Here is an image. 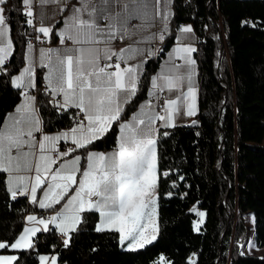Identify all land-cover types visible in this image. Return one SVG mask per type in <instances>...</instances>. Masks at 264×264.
Masks as SVG:
<instances>
[{"label":"trees","instance_id":"trees-1","mask_svg":"<svg viewBox=\"0 0 264 264\" xmlns=\"http://www.w3.org/2000/svg\"><path fill=\"white\" fill-rule=\"evenodd\" d=\"M2 7L12 54L0 70V125L20 96L11 78L24 64L28 38L22 1L6 0ZM184 22L197 39V111L190 123L157 131L156 239L124 248L116 230H96L97 212L89 209L68 233L67 246L49 228L35 234L32 248H0L16 254L13 264H40L41 253H55L58 264H163L162 257L166 264H264V255L242 253L239 246L247 213L254 219L256 244L264 245V0H171L168 30L157 54L146 59L135 96L102 138L80 148L83 160L88 150L116 145L120 121L147 97L150 77ZM36 96L44 128L73 123L68 113L49 105L40 88ZM194 204L199 211H192ZM42 210L24 196L13 199L0 170V242L10 245L24 216ZM201 211L205 217L197 230Z\"/></svg>","mask_w":264,"mask_h":264},{"label":"snow or ice","instance_id":"snow-or-ice-1","mask_svg":"<svg viewBox=\"0 0 264 264\" xmlns=\"http://www.w3.org/2000/svg\"><path fill=\"white\" fill-rule=\"evenodd\" d=\"M5 2L6 0H0V4ZM22 3L27 8L25 14L32 17L33 0H22ZM84 11H87L86 3L81 8L74 9L73 16L69 18L68 28L61 30V36H66L77 45H89V47L70 49V54L64 56L59 55V50H41V59L47 60L50 65L46 79L52 94L62 95V103L60 101L57 103L64 108L74 105L85 113L87 123L78 122L77 127L70 131L56 135L45 134L42 140L36 141L34 133L42 131V122L35 108V97L25 92L24 103L16 108L15 114L8 117L9 122L0 128V170L8 173L7 187L12 198L17 197L19 190V194H30L33 202H36L37 189L41 188L44 191V198L39 201L41 208H50L64 199L72 185L77 184L76 173L81 171L80 156L60 163L53 171L58 158L50 153L55 150L56 142L71 136L76 148H84L102 138L109 131L112 123L120 120L122 108L118 102L119 93L127 91L128 99H131L137 91L139 65L122 68L119 62L103 65L100 62L101 58L109 61L113 57L123 59L125 51H130V49L121 50L117 53L108 46V41L115 38L119 29L115 23L101 27L98 21L114 18L109 15L97 17L96 9L93 8L88 13L89 19L85 20L81 15ZM27 23L32 24L33 20L29 18ZM191 30L190 26L182 29L183 32ZM8 31L4 8L0 7V70H3L2 66L12 54V41L8 38ZM38 31L48 35L52 29L41 26ZM159 38L163 40V34ZM101 43L105 46L97 47ZM31 48L32 45L29 44V49ZM54 51L57 52L55 63L49 55ZM177 51L191 53L195 49L185 47ZM187 62L191 65L195 64L190 57ZM33 75L30 62L13 82L18 88H34ZM187 78L189 87L183 100L187 102L186 114L192 116L196 112V89L191 85V74ZM164 79L167 87L172 89L179 86L183 77L166 76ZM153 84L156 86L155 78ZM180 99L177 97L176 100H169L164 114L149 116L147 122L143 118L137 120L133 117L135 124H120L121 137L117 151L110 154L89 152L87 168L82 172V179L74 190L75 194L64 206L63 213H57L49 220L38 221L39 224L44 225V230H48L49 223L56 224L59 219L60 232L67 234L81 222L82 211L97 209L101 215L97 231L105 229L118 231L121 243L127 241L131 249L142 248L154 241L158 231L153 219L157 187L155 133L158 130L151 125L155 120H160L164 121L165 127L174 126L171 121L173 115L180 110L178 104ZM125 102L127 103V100ZM139 125L144 127L141 128ZM25 145L28 146L27 151L24 150ZM74 150L69 149L66 153H59L58 156H66ZM93 197L98 199L93 201ZM192 211L195 212L196 209L193 208ZM197 214L200 217L205 215L203 212ZM27 219L34 221L36 217L28 216ZM197 230H199L198 225ZM38 231L39 228H25L19 238L10 245L0 242V248H32L34 246L32 237ZM69 239L64 240L65 246L68 245ZM48 259L47 256L40 257L41 261ZM16 260V256H0V264H13ZM51 264H56V257L51 258Z\"/></svg>","mask_w":264,"mask_h":264},{"label":"crops","instance_id":"crops-1","mask_svg":"<svg viewBox=\"0 0 264 264\" xmlns=\"http://www.w3.org/2000/svg\"><path fill=\"white\" fill-rule=\"evenodd\" d=\"M39 5L35 10V13L38 17L41 18L42 22L38 29L41 26L44 27H50L52 31L48 34V36L51 39V44L49 46H38L34 47L32 44V48L29 49V44L26 43L25 51H24V64L23 66L13 74L11 78L12 85L16 87L14 81V78L16 76H19L21 72L24 70V68L29 66V63L31 62L32 69H33V77L32 79L34 80L35 87L34 88H28L31 90L39 89L42 88L43 86H46L49 89V94L53 95L49 85H48V80L46 79L48 72H49V67L50 65L48 64L47 60L42 61L41 59V50H47V49H54V50H59V55L64 56L68 55L69 50L73 48H79V47H89V45H77L74 43L73 40L68 39L66 36L62 37L61 36V30H66L68 28V23H69V18L73 16L74 14V9L76 8H81L82 5L85 3L87 4V11H84L81 15L82 18L87 20L89 19V12L95 8L96 9V16L99 17L101 15H109L110 17L114 19L110 20H100L98 21L101 27H106L109 23H115L119 31L116 33L120 35L121 40L118 44V48L121 50H128L130 51H125L124 53V58L122 59V62L120 63L121 67H135L139 65V70H138V77L141 73V71L144 69L145 61L147 58L154 56L158 52V46L162 42V40L159 38L161 34L163 36L168 30V24H169V13L171 14V0H38ZM126 6V7H125ZM0 7H2V4H0ZM165 17H167V20L165 21ZM60 20V21H59ZM134 22V24L129 27L128 23ZM7 27L8 24L6 23ZM191 27L190 32H183L182 29L185 27ZM9 29V27H8ZM41 33V32H40ZM44 34V33H41ZM74 34V32L72 33ZM8 38H10V32L8 31ZM66 38L67 41L61 43V39ZM11 39V38H10ZM197 39H196V34L190 24V22H184L181 23L178 27V31L174 40V43L172 46L169 48V50L166 52L164 55L159 67L157 70L160 68L164 67L163 70V78L161 77V80H155V85L153 84V79H152V74L150 77V85L148 89V94L147 97L137 106V108L131 112L127 117L123 118L120 121V124L122 123H133L135 124L136 122L133 120V117H136L138 119H145L147 122V117L149 116H154L158 113L156 104L150 100L151 96L157 94L158 90L162 89L165 91V97H166V103L164 106H167V103L169 100H176L177 97H180V101H178V104L180 105V110L178 113H175L173 115V119L171 123L173 125L179 124V123H190L191 121L194 120V116H188L186 114L187 108H186V101L183 100L184 95L186 94L185 92L183 93L181 90H179L178 87L169 89L166 88V82L164 77L169 76L173 73L174 70H180V69H190L193 70L194 67H196V72L198 73V66L195 58V53L197 50ZM105 45L103 43L97 45V47L103 48ZM108 46L111 48L112 51L115 50V46L112 43V40L108 41ZM185 47H192L195 49V51L191 53H183V52H178L177 50L180 48H185ZM51 57V60L53 63L56 62L57 58V52H52L49 54ZM10 57V56H9ZM8 57V58H9ZM190 57L191 60L195 61L194 65H191L187 62L188 58ZM7 58V59H8ZM103 58H101L102 60ZM38 76L41 77L40 84L37 83V78ZM27 80V78H26ZM164 83V85H163ZM198 85H199V77H197V84L195 86L196 90V111H197V97H198ZM194 87V85H192ZM18 88V87H17ZM20 89V96L16 104L12 109H10L4 116L2 123L0 125V128H3L6 123H8V117L12 114H15L16 108L20 106L22 103L25 101V91L26 89L23 87H19ZM167 89V90H166ZM29 96H34L35 97V108L37 110V114L39 116L40 121L42 122L41 127L42 131L41 132H35L34 137L36 141L42 140L43 135H56L60 132H67L70 131V129L77 127L78 122H73L70 126L68 127H62V128H57V129H46L43 127V119L42 115L40 112V104L38 103L36 93H27ZM55 96V95H53ZM59 101L62 103V95L61 96H56ZM129 93L127 91H122L119 93L118 97V102L120 107L124 104V102L128 99ZM74 105L69 106L65 108V112L68 113L71 117L74 116L76 110ZM164 109L161 115L164 114ZM81 111V110H80ZM82 112V111H81ZM196 113V112H195ZM86 119V115L84 112H82ZM87 121L85 122V124ZM164 121L160 120H155V122L151 125L152 128L154 129H159L160 127H165ZM139 127L143 128L144 125H139ZM157 131L155 133V139H156ZM120 137H121V129L119 125V131H118V138H117V143L114 147L108 148V149H91L88 150L85 154V158L83 160V153L80 150V148H76L73 140L71 139V136L68 139H61L56 142L55 149L59 148L60 152L59 153H66L68 152V149L66 148L67 145H72L74 151L68 153V155L59 157L58 154H54L53 151L50 153L53 157L58 158V162L56 165L53 166V171L57 167H59L60 163H63L65 161H70L74 159L76 156H80V172L76 173V179H77V184L72 185V188L70 189L69 193L64 197V199L60 200L59 206L55 210H48L47 208H44L43 211H46L48 213L47 217H38L37 212H32L28 213L24 216V225L23 228L20 232V234L14 239L19 238V236L23 233V230L25 228H39L40 231H45L44 230V225H41L38 223L39 220H49L50 217L56 215L57 213H63L64 211V206L67 204L68 200L71 198L72 195L75 194L74 190L75 188L78 187V182L80 179H82V172L86 170L87 168V154L89 152H102L105 154H110L114 151L118 150V145L120 142ZM155 149L157 153V147L155 144ZM24 150H28V146H24ZM15 154V151L13 152ZM6 178V184H7V176L8 173L1 170ZM158 173V169H157ZM22 175L24 173H21ZM34 175V173H33ZM50 175V174H49ZM46 187V185H45ZM17 196H24L26 197L31 203H33L35 206L40 207L39 201L44 198V191L41 188L37 189V200L36 202H33L32 197L30 194H19V190ZM10 193V191H9ZM11 195V193H10ZM93 201L97 200L98 198L94 199L92 198ZM89 210V209H86ZM95 210L97 212V220L95 222V227L100 223L101 220V215L100 211L97 209H91ZM85 211V210H84ZM82 211L80 213L81 218H82ZM203 212V211H201ZM204 213V212H203ZM28 216H34L36 217V220L34 221H29L27 218ZM205 215L201 218V221L204 219ZM154 221L157 226V208H156V217L154 216ZM49 228H54L56 231L60 232L59 229V219L57 220L56 224L49 223L48 224V229ZM76 228V227H75ZM105 230H114V229H105ZM73 231V230H72ZM151 228H149V232H151ZM39 232V231H38ZM37 232V233H38ZM71 231L67 232L70 233ZM118 232V231H117ZM119 234V241H120V233ZM157 235V232H156ZM34 237V236H33ZM32 237V239H33ZM13 241V242H14ZM12 242V243H13ZM120 244L122 247L131 249L128 247V242L125 241L123 244L120 241ZM0 256H16L15 253L13 252H0ZM41 256H47L49 259L48 261H41L40 257ZM56 257L55 253H41L39 255V263L40 264H51V258ZM56 264L57 263V258H56Z\"/></svg>","mask_w":264,"mask_h":264},{"label":"built area","instance_id":"built-area-1","mask_svg":"<svg viewBox=\"0 0 264 264\" xmlns=\"http://www.w3.org/2000/svg\"><path fill=\"white\" fill-rule=\"evenodd\" d=\"M22 1V0H21ZM39 2L38 0H33V4H32V11L34 13V15L32 17H28L25 13L27 11V8L25 5H23L22 3V15L24 17V22L27 28V33H28V38H27V43L32 44L34 47H38V46H49L52 42L51 39L48 35L45 34H41L38 31V27L40 26L42 20L40 17H38L35 13L36 8L38 7ZM31 18L33 20L32 24H28L27 20ZM134 24V22H130L128 23V26L131 27ZM121 40L120 35L116 34L115 38L112 39V43L115 46V52L119 53L120 49L118 48V44ZM67 41L66 38H63V42ZM8 61V59L6 60V62ZM5 62V63H6ZM101 64H115L117 62L121 63L122 59H118L117 57H113L112 60H105L102 59ZM111 70V69H110ZM44 93H46L48 95V103L49 105L56 110L57 113H61V111H65L64 107H61L60 104L57 103V101H59V99L56 96L50 95L49 94V89L46 86H43L42 88H40ZM27 93H33L35 94L37 91L36 89L31 90V89H26ZM150 100L152 102H154L156 104L158 113H162L165 103H166V97H165V91L160 89L158 90L157 94L151 96ZM73 122H81L83 121L84 123L86 122V119L84 117V115L82 114V112L80 111V109H77L74 116L72 117ZM66 148L69 149H73L72 145H67ZM60 152V149L57 148L53 151V153L56 155ZM94 199H96V197H94ZM193 208L196 209V211H199V206L197 204H194ZM37 216L38 217H47L48 213L46 211H38L37 212ZM57 237L60 240L61 243H64L65 239L69 238L68 233L67 234H62L61 232L57 233ZM191 258H193V255H191Z\"/></svg>","mask_w":264,"mask_h":264},{"label":"rangeland","instance_id":"rangeland-1","mask_svg":"<svg viewBox=\"0 0 264 264\" xmlns=\"http://www.w3.org/2000/svg\"><path fill=\"white\" fill-rule=\"evenodd\" d=\"M163 70H164V67L160 68L159 70H156L154 74L152 75V79L155 78V80L156 79L161 80V77L163 78ZM189 74H191V85H194V88H195L197 84V77H198V73L196 72V67H194L193 70H190V69L174 70L173 73L169 76L183 77V79L179 82L178 88L183 93L184 92L187 93L188 87H189V80L187 77L189 76ZM196 90H197V87H196ZM155 199H156V205H155V217H156L157 187L155 190ZM244 221L246 225V236H245V239L239 244L241 252L246 253V254L264 255V245L262 246L257 245L254 239V219H253L252 214L250 213L245 214ZM200 224H201V220H196L194 222V228L197 229V225L200 226ZM160 260L163 264H166L164 258Z\"/></svg>","mask_w":264,"mask_h":264},{"label":"bare ground","instance_id":"bare-ground-1","mask_svg":"<svg viewBox=\"0 0 264 264\" xmlns=\"http://www.w3.org/2000/svg\"><path fill=\"white\" fill-rule=\"evenodd\" d=\"M64 112V111H61V113Z\"/></svg>","mask_w":264,"mask_h":264}]
</instances>
